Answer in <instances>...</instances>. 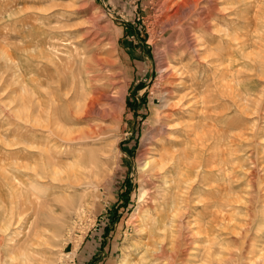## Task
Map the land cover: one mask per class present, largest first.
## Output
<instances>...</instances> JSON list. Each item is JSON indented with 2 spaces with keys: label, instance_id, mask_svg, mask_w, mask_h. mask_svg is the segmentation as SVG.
Segmentation results:
<instances>
[{
  "label": "rangeland",
  "instance_id": "1",
  "mask_svg": "<svg viewBox=\"0 0 264 264\" xmlns=\"http://www.w3.org/2000/svg\"><path fill=\"white\" fill-rule=\"evenodd\" d=\"M215 1L0 0V264H264V0ZM75 160L80 184L54 171Z\"/></svg>",
  "mask_w": 264,
  "mask_h": 264
},
{
  "label": "bare ground",
  "instance_id": "2",
  "mask_svg": "<svg viewBox=\"0 0 264 264\" xmlns=\"http://www.w3.org/2000/svg\"><path fill=\"white\" fill-rule=\"evenodd\" d=\"M188 1L189 0H182V1H180V0H169V2H168V4H170V5H168L167 6V11H166V18H169V20H171L170 19V17H175L176 19H177V15L180 13V11L182 10V9H185V7H187V3H188ZM194 1H197V0H194ZM202 2V1H201ZM217 2V0L215 1V3H214V6L213 7H216L218 4L216 3ZM195 3V2H194ZM212 3V2H211ZM197 4V3H196ZM176 5V6H175ZM211 5H213V3L211 4ZM227 5V4H226ZM225 5V6H226ZM229 5V4H228ZM176 8H175V7ZM190 6V5H189ZM209 6V5H208ZM211 7V6H210ZM209 7V8H210ZM214 8H212L211 10H213ZM216 9V8H215ZM214 9V10H215ZM220 10V9H219ZM226 10V9H225ZM209 12H211V11H209ZM216 12H218L217 11V9H216ZM220 12H221V10H220ZM214 13V12H213ZM183 15H184V13H183ZM179 16H181V15H179ZM206 16H208V17H210V15H206ZM201 17V16H200ZM211 17H212V15H211ZM210 17V18H211ZM175 18H174V20H175ZM210 18H208V19H210ZM173 19V18H172ZM180 19H182V17L180 18ZM207 19V20H208ZM201 20V19H200ZM206 20V19H205ZM172 21V20H171ZM202 21V20H201ZM200 22V21H199ZM210 22V21H209ZM204 23H206V22H204ZM208 23V22H207ZM211 25V23H208V26H210ZM213 24V23H212ZM198 25H200V23H198ZM206 25V24H205ZM202 30V29H201ZM227 30V29H226ZM219 31V30H218ZM221 31V30H220ZM212 32V31H211ZM224 32V31H223ZM228 33V32H227ZM201 35V34H200ZM230 36H231V34H230ZM236 37V36H235ZM227 39V38H226ZM229 39H230V37H229ZM232 39V38H231ZM204 47V46H203ZM207 49V48H206ZM245 53V52H244ZM206 55V54H205ZM217 69V68H216ZM89 83V82H88ZM82 85H83V83H82ZM91 92L94 94L93 95V97H91V99L88 101V102H86L85 100V98H84V101L85 102H83V101H81V100H78L77 101V103H75V108H76V112H77V115H78V117H76V116H73V117H76V119L77 120H82V119H84V117H86V116H92V114L94 115V113L93 112H98V111H100L103 107H102V104L99 102V99L98 98H101V96H97L98 95V92H100V90H98L97 89V87H96V85H94V86H92L91 88ZM83 90V89H82ZM86 90V89H85ZM78 91V90H77ZM103 91V90H102ZM101 93H104V91L103 92H101ZM78 94V93H77ZM79 95V94H78ZM78 95H77V97H78ZM106 95V93H104V94H102V97H104ZM76 97V98H77ZM106 97H108V96H106ZM102 99V98H101ZM100 99V100H101ZM105 100H106V98H105ZM109 100V99H108ZM103 102H105V101H103ZM108 102V101H107ZM99 103L101 104V106H99ZM177 103V102H176ZM175 105V104H174ZM102 107V108H101ZM65 110V109H64ZM71 110V109H70ZM53 111V110H52ZM64 112V111H63ZM102 112V111H101ZM52 113V112H51ZM50 113V114H51ZM31 114V113H30ZM64 114V113H63ZM62 114V115H63ZM55 115L57 116V113H55ZM50 116V115H49ZM55 116V117H56ZM66 116V115H65ZM54 117V116H53ZM96 117V116H95ZM63 118H64V116H63ZM66 118V117H65ZM64 118V119H65ZM55 119V118H54ZM31 121V120H30ZM55 121V120H54ZM76 121V120H75ZM76 123V122H75ZM78 123V122H77ZM193 124V123H192ZM55 125H56V123H55ZM188 125V124H187ZM53 126H54V124H53ZM189 126H192L191 125V123H190V125ZM89 127H91V125L89 126ZM97 127V126H96ZM91 128H93V127H91ZM101 130V129H100ZM56 131H59V132H61V135H63L64 134V136L66 135V134H68V133H70L71 132V130H69L68 128H64L63 127V125H61V124H57L56 125ZM83 131V130H82ZM91 131L92 130H87V131H83V132H78V134H83L84 136H89L90 135V133H91ZM60 134V133H59ZM75 134V133H74ZM198 135V134H197ZM72 137V136H71ZM77 137V136H76ZM79 137V136H78ZM82 137V136H81ZM68 139V138H67ZM191 139V138H190ZM197 139V140H196ZM195 139V141H194V148L193 149H190V151L188 152V154H184V156L183 157H181L180 156V153H178V155H176V156H178V157H180V160H179V163H177L178 164V167L177 168H180L181 167V164L183 165V169L182 170H180L181 172H179L180 174H181V182H182V184L184 185V186H181V185H177V187H175V189H177L178 191L179 190H182V193L184 192V193H188V195H187V198H189L188 196H190L191 195V182L192 181H196V179L198 178V177H200V174H201V171H200V169H202V167L204 166V164H205V162L206 161H204V159H205V157H206V151L207 150H205V147L203 146V148L201 147V148H199L200 146H199V143H201V142H198V141H200L199 139V136L197 137ZM87 140H89V139H87ZM213 140V139H212ZM83 141V140H82ZM84 141H86V140H84ZM193 141V140H192ZM214 141V140H213ZM81 142V141H80ZM183 145H184V143H183ZM186 145V144H185ZM201 145H202V143H201ZM199 146V147H198ZM216 147V146H215ZM213 148V147H212ZM214 149V148H213ZM165 153H171V152H167V151H165ZM174 153H175V151H174ZM214 153V152H213ZM164 154V153H163ZM78 155H80V157H81V154H79L78 153ZM77 155V156H78ZM167 154H164V156H166ZM169 155V154H168ZM85 156H86V154H85ZM164 156H162V157H164ZM172 156H174V155H172ZM79 157V156H78ZM89 157V156H88ZM87 157V158H88ZM162 157H160V159L162 158ZM169 157V156H168ZM81 158H83V157H81ZM85 158V157H84ZM156 158V157H155ZM155 158H152V159H146V160H144V162H143V168H145V169H150L149 171H151V175H154L153 174V172H156L157 170H155L154 171V167H160V168H163V164L162 163H160V162H158ZM171 158V157H170ZM73 159H75V158H73ZM165 159V158H164ZM166 159H167V157H166ZM173 159V158H172ZM77 160H78V158H77ZM81 160V159H80ZM76 161L77 163L76 164H70V163H62L61 165H59L58 167H59V170H54L55 171V174H58V172H59V174H64V177L65 178H67L68 180H76V182L77 183H82V182H84V181H82V175H81V173H84L86 170H87V166H83V164H82V161ZM171 160V159H170ZM176 160H178V158H176ZM176 160H175V162H176ZM162 161H163V159H162ZM74 162V161H73ZM174 162V161H173ZM59 163H60V161H59ZM58 163V164H59ZM91 163V162H90ZM167 163H168V161H167ZM53 163H50L49 164V167L52 165ZM92 164V163H91ZM166 164V163H165ZM164 164V165H165ZM212 165H213V162L211 163ZM211 164H207L206 166H209L210 167V165ZM168 166V165H167ZM216 166V165H215ZM214 166V167H215ZM53 167V166H52ZM57 167V166H56ZM89 167H91V166H89ZM174 167V166H173ZM212 167V166H211ZM51 169V168H50ZM49 169V170H50ZM54 169V168H53ZM204 169V168H203ZM205 169H206V167H205ZM215 169V168H214ZM213 169V170H214ZM177 170V169H176ZM52 170H50V172H51ZM88 171H89V169H88ZM88 171H87V173H88ZM91 171V170H90ZM90 171H89V173H90ZM148 171V170H147ZM173 171V170H172ZM92 172V171H91ZM170 172V171H169ZM169 172H167V174L169 173ZM86 173V174H87ZM88 173V174H89ZM52 175H53V173H51ZM50 174V175H51ZM69 174V175H68ZM166 174V173H165ZM175 174V173H174ZM90 175V174H89ZM164 175V174H163ZM202 175H203V173H202ZM62 176V175H61ZM159 176H160V174H159ZM162 176V175H161ZM168 176V175H167ZM190 177H194L195 179H191ZM171 178V177H170ZM173 178V177H172ZM180 178V177H179ZM86 179H87V177H86ZM202 179V178H201ZM171 180V179H170ZM82 181V182H81ZM175 181V180H174ZM71 182V181H70ZM73 182V181H72ZM173 182V181H172ZM176 182V181H175ZM199 182H200V180H199ZM76 183V184H77ZM168 183V185H169V181L167 182ZM171 183V182H170ZM87 184V183H86ZM85 184V185H86ZM155 184V183H154ZM172 184V183H171ZM174 184V183H173ZM81 186V185H80ZM82 186H84L83 184H82ZM167 187V186H166ZM74 188V187H73ZM189 188H191V189H189ZM200 188H202V187H200ZM165 189V188H164ZM197 189V188H196ZM173 190V189H172ZM184 190V191H183ZM187 190V191H186ZM196 191H198V190H196ZM84 192V191H83ZM161 193V192H160ZM164 193H165V191H164ZM169 193V192H168ZM162 194V193H161ZM167 196V195H166ZM70 197V196H69ZM77 198V197H76ZM83 198V196L82 197H80V198H77V199H80L79 200V202H81V200H83L82 199ZM224 198V197H223ZM167 199V206L168 207H173V206H175L176 205V199L177 200H180V199H178L177 197H176V195H172V196H169V194H168V198H166ZM192 199V198H191ZM142 200H143V198H142ZM172 200H174L173 202H171ZM182 201L183 200H185V199H181ZM247 200H250V199H246V201ZM188 201V200H187ZM162 202H163V199H162ZM165 202V201H164ZM183 202H185V203H187L186 201H183ZM182 202V203H183ZM243 202V201H242ZM241 202V203H242ZM181 203V202H180ZM73 204V203H72ZM188 205V204H187ZM233 205V204H232ZM182 206V205H181ZM184 206V205H183ZM180 207V206H179ZM175 208V207H174ZM181 208V207H180ZM178 209V208H177ZM219 209H221V208H219ZM172 210H174V209H172ZM181 211H182V209H180ZM225 210H226V208H225ZM178 212V211H177ZM169 213V212H168ZM217 213H219V212H217ZM167 214V213H166ZM175 214V213H174ZM179 214V213H178ZM178 214H177V216H178ZM215 214V213H214ZM214 214H212L213 215V218H214V220L216 219H218V218H221L220 216H217V215H214ZM219 214H221V213H219ZM218 214V215H219ZM176 215V214H175ZM181 215V214H180ZM177 216H176V218H177ZM227 217V216H226ZM149 218V217H148ZM223 218H224V213H223ZM152 219V218H151ZM178 219V218H177ZM195 219V218H194ZM226 219V218H225ZM227 219H229V218H227ZM227 219H226V221H224V222H226V224H227ZM162 221H163V219L162 218H160V219H155L153 222L154 223H152V227H154V228H157V227H160L159 229H162V226H163V223H162ZM195 221V220H194ZM192 222V221H191ZM218 221H214V222H212L211 223V225L212 224H215V223H217ZM223 222V223H224ZM229 222V221H228ZM196 223V222H195ZM231 223V222H230ZM225 224V223H224ZM233 224V223H232ZM167 225H168V223H167ZM167 225H165V226H167ZM192 225H193V223H192ZM229 225V224H228ZM180 226V225H179ZM178 226V227H179ZM247 226H249V225H247ZM142 227V226H141ZM176 227V226H175ZM192 227V226H191ZM191 227H188L189 229L191 228ZM210 227H212V226H210ZM233 227V226H232ZM150 228V227H149ZM223 228V227H222ZM228 229H230L229 227H227ZM165 229V228H164ZM194 229V228H193ZM193 229H192V231H193ZM228 229H227V231H228ZM245 229H246V227H245ZM160 231V230H159ZM208 231V230H207ZM222 231V230H221ZM240 231H242V230H240ZM240 231H239V233H240ZM194 232V231H193ZM223 232V231H222ZM234 232V231H233ZM205 233V232H204ZM218 233V232H217ZM192 234V233H191ZM195 234V233H194ZM193 234V235H194ZM199 234H200V232H199ZM199 234H197V232H196V235H198L199 236ZM216 234V233H215ZM231 234V233H230ZM233 234V233H232ZM241 234V233H240ZM171 235H172V233H171ZM195 235V236H196ZM217 236V235H216ZM221 236H222V234H221ZM191 237V236H190ZM192 237H194V236H192ZM238 238V237H237ZM251 238V237H250ZM194 239V238H193ZM196 239V238H195ZM219 239V238H218ZM223 241H224V239H222ZM255 240H257V239H255ZM180 242V241H179ZM198 243V242H197ZM221 243H222V241H221ZM232 243V242H231ZM178 244V243H177ZM190 244H193V243H190ZM148 245V244H147ZM250 245V244H249ZM264 245V244H263ZM180 245H177V248L175 247V250H177V251H179V252H182L181 250H180V247H179ZM193 246H195V245H193ZM251 246V245H250ZM253 246H255V245H252L251 247H253ZM163 247H165V245H164V243H163ZM207 248V247H206ZM254 248V247H253ZM166 250V249H165ZM205 252H207L208 253V256H210V255H212V251H208L209 249L207 248V249H203ZM145 251H152V249H147V250H145ZM153 251H155V250H153ZM202 251V250H201ZM261 251V250H260ZM154 253V252H153ZM162 253V252H161ZM184 253V252H183ZM201 253V252H200ZM263 253V252H262ZM156 254V253H155ZM203 254V253H202ZM205 254V253H204ZM263 256H264V253L262 254ZM258 256L257 258H256V261L255 262H260V261H262V257L263 256ZM141 257V256H140ZM199 257V256H198ZM252 257V256H251ZM253 259H254V257H253ZM146 260V258H143L142 257V259L138 262V264H150V263H141V262H144ZM250 261H251V259H249ZM248 260V261H249ZM156 261V260H155ZM264 261V260H263ZM228 262V261H227ZM253 262V261H252ZM229 263V262H228ZM251 263V262H250ZM249 263V264H250ZM129 264H136L135 262H130ZM153 264V263H152ZM230 264V263H229ZM233 264V263H232ZM253 264H254V262H253ZM258 264V263H257Z\"/></svg>",
  "mask_w": 264,
  "mask_h": 264
}]
</instances>
